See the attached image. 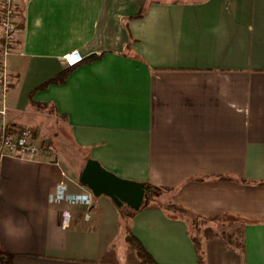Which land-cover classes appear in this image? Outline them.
I'll list each match as a JSON object with an SVG mask.
<instances>
[{
	"label": "crops",
	"instance_id": "0c3cea01",
	"mask_svg": "<svg viewBox=\"0 0 264 264\" xmlns=\"http://www.w3.org/2000/svg\"><path fill=\"white\" fill-rule=\"evenodd\" d=\"M15 22L7 121L44 152L0 160V264H137L101 260L127 225L159 264H199L188 213L124 212L80 181L89 158L235 218L243 247L206 238L204 264H264V0H16ZM60 183L92 204L55 200Z\"/></svg>",
	"mask_w": 264,
	"mask_h": 264
},
{
	"label": "built area",
	"instance_id": "2783aa9c",
	"mask_svg": "<svg viewBox=\"0 0 264 264\" xmlns=\"http://www.w3.org/2000/svg\"><path fill=\"white\" fill-rule=\"evenodd\" d=\"M0 14L2 25V42L0 50V89L3 106L0 108V160L5 155L36 158L40 152H44L34 135L32 128L24 127L19 133H12L8 129L7 121V102L6 96L11 80L9 71L8 55L15 46L18 28L15 22L16 0H0ZM84 59L83 55L77 50H72L61 56V62L66 67H73ZM71 60V62H70ZM52 195L57 201H67L71 203H83L88 207L93 202L92 193L68 194L63 183L58 184L53 190ZM71 212L63 210L62 220L69 223ZM89 212L87 217H89Z\"/></svg>",
	"mask_w": 264,
	"mask_h": 264
},
{
	"label": "water",
	"instance_id": "95a60500",
	"mask_svg": "<svg viewBox=\"0 0 264 264\" xmlns=\"http://www.w3.org/2000/svg\"><path fill=\"white\" fill-rule=\"evenodd\" d=\"M80 181L88 185L95 195L106 194L119 206L127 204L138 210L152 195L149 184L127 179L105 169L99 161L89 158Z\"/></svg>",
	"mask_w": 264,
	"mask_h": 264
},
{
	"label": "trees",
	"instance_id": "16d2710c",
	"mask_svg": "<svg viewBox=\"0 0 264 264\" xmlns=\"http://www.w3.org/2000/svg\"><path fill=\"white\" fill-rule=\"evenodd\" d=\"M0 16H1V14H0ZM0 42H2L1 39H0ZM0 50H1V47H0ZM68 73H69V70L66 69L63 72H61L60 76L51 78L49 81L45 82L41 86L42 87L46 86L49 82H52V81L64 82ZM8 129H9V131L11 129V126L9 123H8ZM21 130H19L18 132H21ZM150 187L152 189V195L150 197V201H154L166 209H171V210L190 214V211H188L187 208H185L183 205H180L178 203H175V202L159 203V201H157V198H158L157 196L164 189L156 187L154 185H150ZM192 215L194 216V219H193L194 221H196L198 219L215 220L216 218H218V217H208L207 218V217H202V216L197 215V214H192ZM126 230H127L126 241L128 243L129 248H128V251L125 255V262L137 263V264H139V263L159 264L158 261L156 260V258L153 256V254L144 246L142 241L132 232L129 225L126 226ZM193 239H194L196 249L198 251V262H199V264H204L205 263V253H204V249L202 246V242L197 236H194V235H193ZM235 244L239 247H243L242 239H240L239 242L237 240H235ZM101 260L102 261H117L118 260V249H117L116 245H112L111 247H109L103 253Z\"/></svg>",
	"mask_w": 264,
	"mask_h": 264
},
{
	"label": "rangeland",
	"instance_id": "374dc122",
	"mask_svg": "<svg viewBox=\"0 0 264 264\" xmlns=\"http://www.w3.org/2000/svg\"><path fill=\"white\" fill-rule=\"evenodd\" d=\"M61 132L62 133L65 132V130H63V126H62ZM49 140H50L49 142L51 143L49 144L47 143V148L51 152V154H53L54 156L55 151L53 147L55 148V146L53 145V143L55 141V135H50ZM157 197H158L157 201H159V203H169L172 201L171 194L166 190H162V192H160ZM149 201H150V198L145 199L144 204L141 207L146 205ZM122 209L124 212L135 211V209L131 208L127 204H123ZM177 212L180 213L179 211ZM127 216L128 215L124 216V219H126ZM187 217L190 220V231L192 235L197 236L201 240V242L202 240L206 238L220 237L229 246H233V245L236 246L235 240L239 242L241 239L240 228L238 227L237 222L235 221V218L233 217H228V216L219 217V218H216L215 220L198 219L196 221L193 220L194 216L192 214H188ZM116 242H117L119 253L122 255H125L129 248L126 240L123 239L122 237H119L116 239Z\"/></svg>",
	"mask_w": 264,
	"mask_h": 264
},
{
	"label": "snow or ice",
	"instance_id": "6c2138e0",
	"mask_svg": "<svg viewBox=\"0 0 264 264\" xmlns=\"http://www.w3.org/2000/svg\"><path fill=\"white\" fill-rule=\"evenodd\" d=\"M70 62H71V60H70Z\"/></svg>",
	"mask_w": 264,
	"mask_h": 264
}]
</instances>
